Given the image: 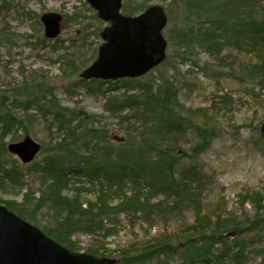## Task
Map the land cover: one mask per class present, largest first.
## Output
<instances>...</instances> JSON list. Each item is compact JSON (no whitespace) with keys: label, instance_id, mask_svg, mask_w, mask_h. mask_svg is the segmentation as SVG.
Segmentation results:
<instances>
[{"label":"trees","instance_id":"obj_1","mask_svg":"<svg viewBox=\"0 0 264 264\" xmlns=\"http://www.w3.org/2000/svg\"><path fill=\"white\" fill-rule=\"evenodd\" d=\"M151 1L141 0L135 3V0H126L124 13L129 16L140 14L148 8L147 4ZM170 2L180 5L185 13L178 29L167 30L168 40L172 45L190 55L199 53L215 58L238 81L264 90V65L244 62L240 65L232 59L234 52L252 54L254 50L264 48V0ZM89 11L93 10L89 7ZM92 19L97 24L96 36L100 39L105 24L96 13L92 15ZM78 20L76 17V24H80ZM65 22L68 25L70 20ZM76 35L66 48L59 46L65 51L62 56L67 67L66 70L62 68L64 77L79 75L97 57L99 47L92 50L87 63L77 64L83 52L90 51V42L86 27L78 30ZM59 42L63 41L57 39V43ZM79 82L90 86L99 85V91L104 95L115 91L122 84L132 89L141 86V78L116 82L93 80L89 83L80 79ZM104 85L109 87L107 91L102 90ZM241 85L244 86L242 83ZM147 86L148 89L143 96L141 93V97L129 95L125 99L114 98L109 103L114 112H132L129 119L138 125L131 130L134 133L136 129L140 130L137 145L102 149L89 140L82 143L85 149L87 145H92V149L86 151L85 155L80 153L76 145V130L72 119L76 117L75 113L66 108L61 110L60 105H55V108L43 105L45 100L40 95H35L36 90L41 88L40 83L35 80L24 83L19 91L15 90L16 94L12 99L5 98L4 100H12V103L9 108L0 111V123L4 125L0 126L1 136H5L13 127L24 128V117H17L12 110V106H16L26 114L33 107L37 111L43 109L45 115L52 113L49 115H52L53 122L67 137L56 145L55 153L49 155L43 163L34 164L31 173L22 172L17 165L9 166L0 161V192H21L28 186V177L37 176L44 189L41 199L45 201V195L52 196L48 198L53 203L50 218H54L56 223L43 226L26 215V206L14 207L15 205L8 203L5 206L29 223H34L57 243L77 251V247L70 241L72 237L80 234L103 238L112 236L115 229L106 222L119 215H143L148 220L158 216L165 220L170 219V216L181 215L180 207L187 204L195 214L193 224L183 227L178 235H162L144 245L130 246L122 251V260L116 259V262L152 264L156 260L164 262L180 257L179 264H255L250 259L252 251L260 256L259 264H264V246H253L252 241L243 238L247 225H219L207 219L203 212L206 177L196 160L216 139L217 128L207 126L206 119L201 115L196 118L183 116L177 103L173 102V98L161 84L155 92L151 90L153 86ZM4 100L0 103L4 104ZM186 140L196 141L190 154L182 147ZM262 140L264 142L263 137ZM0 152L3 155L9 153L7 147H2ZM82 180H86L91 191L81 187ZM126 186L133 189L130 197L125 190ZM76 187L80 188L78 194L81 197L88 192L93 194L94 201L81 202L75 195V198L64 197L62 191L66 193L69 188ZM160 198L162 199L158 204H155V200ZM110 200L118 203L111 204ZM256 208L260 213L258 206ZM257 224H260L258 220L255 225L249 226H252L253 231L257 228L259 234L264 231V225ZM85 252L97 257L112 258L107 252L101 253L94 247Z\"/></svg>","mask_w":264,"mask_h":264},{"label":"rangeland","instance_id":"obj_2","mask_svg":"<svg viewBox=\"0 0 264 264\" xmlns=\"http://www.w3.org/2000/svg\"><path fill=\"white\" fill-rule=\"evenodd\" d=\"M139 2L141 0H135V3ZM147 5H160L166 9L168 26L164 35L168 41L167 59L141 78V86L132 89L122 84L115 91L104 95L99 91V85L81 83L79 75L64 77L62 72V68L66 70L67 67L62 60L65 51L60 48H66L70 40L77 37L78 30L86 27L90 51H84L77 64L87 63L92 50L102 44L101 38L96 36L97 24L92 19L95 12L89 11L87 0H0V7H4L0 8V102L7 97L12 99L15 90L19 91L24 83L28 84L31 80L40 83L41 88L36 90L35 95L45 100L43 105L54 108L60 105L61 110L66 108L75 113L76 117L72 119L76 130V145L80 153L85 155L86 151L92 149V145H87L85 149L82 143L89 140L102 149L137 145L140 130L136 129L135 133L131 130L138 125L129 119L132 112H114L109 103L114 98L125 99L129 95L141 97V93L143 96L148 89L147 85L153 86L151 90L155 92L161 84L173 102L177 103L183 116L196 118L201 115L206 119L207 126L217 128L216 139L196 160L206 177L207 186L202 202L207 219L219 225H247L243 238L252 241L253 246H264V231L258 234L257 228L253 231L252 226H249L255 225L256 220L260 223L257 225H264V142L260 134V126L264 123V90L238 81L215 58L199 53L190 55L169 42L168 28L178 29L185 17L180 5L170 0H152ZM46 13H58L64 16L65 21L70 20L68 25L64 23L58 38L63 42L45 39L40 18ZM76 17L80 24H76ZM97 43L100 45L97 46ZM232 59L240 65L243 62L264 65V48L256 49L252 54L234 52ZM108 88L104 85L102 90L107 91ZM4 101V104L0 103V111L9 108L12 103V100ZM30 109L26 114L21 108L12 106L17 117H24V128L16 126L5 136L0 134V149L18 143L27 136L42 145L41 154L29 165H22L10 153L3 155L0 152V161L9 166L17 165L22 172L28 173L32 172L34 164L43 163L49 155L55 153L56 145L64 137L67 138L53 122L52 115H49L52 113L45 115L43 109ZM44 109L47 110V107ZM197 110L203 112L198 113ZM0 126L4 125L0 123ZM195 143L194 140H186L182 147L190 154ZM82 181L81 187L91 191L86 180ZM26 183L28 186L16 194L0 192V205L8 203L14 207L26 206V215L41 225L56 223L54 218H50L53 203L48 198L52 196L45 195V201L41 199L44 189L38 177L29 176ZM78 189L69 188L66 193H62L68 198L78 196L81 202L94 201L93 194L88 192L81 197ZM125 190L130 197L132 187L126 186ZM161 199L155 200V204ZM109 203L118 202L110 200ZM180 213L165 220L158 216L148 220L143 215H119L106 222L115 229L112 236L103 238L80 234L70 241L77 247V252H85L94 247L101 253L107 252L112 258L122 260V251L128 247L144 245L162 235H178L183 227L195 222V214L190 205H182ZM250 253L252 262L261 263L260 256L252 251ZM179 259L176 257L164 262L156 260L152 264H179Z\"/></svg>","mask_w":264,"mask_h":264},{"label":"water","instance_id":"obj_3","mask_svg":"<svg viewBox=\"0 0 264 264\" xmlns=\"http://www.w3.org/2000/svg\"><path fill=\"white\" fill-rule=\"evenodd\" d=\"M107 26L96 61L80 77L85 81L138 79L159 67L167 56L164 37L168 17L164 7L154 5L138 16L122 13L124 0H87ZM45 37L54 40L62 32L63 16H41ZM260 131L264 136V123ZM41 150L31 137L10 144L8 151L30 164ZM0 264H117L116 260L72 252L47 237L40 229L0 205Z\"/></svg>","mask_w":264,"mask_h":264}]
</instances>
